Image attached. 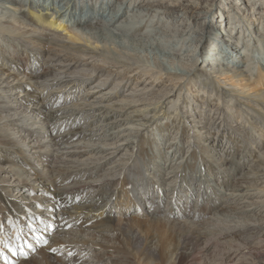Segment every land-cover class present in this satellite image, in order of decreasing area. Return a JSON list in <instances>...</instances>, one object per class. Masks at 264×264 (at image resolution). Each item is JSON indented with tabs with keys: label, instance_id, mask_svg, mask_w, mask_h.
Masks as SVG:
<instances>
[{
	"label": "bare ground",
	"instance_id": "bare-ground-1",
	"mask_svg": "<svg viewBox=\"0 0 264 264\" xmlns=\"http://www.w3.org/2000/svg\"><path fill=\"white\" fill-rule=\"evenodd\" d=\"M3 1H8L20 9L28 7L32 16L30 21L41 26L45 32L38 33L36 30L21 29L15 23L8 21L9 16L0 10V36L17 40L31 52L46 57L53 66L47 76L45 74L29 76L35 85L45 90L39 94L41 105L39 101L33 100L34 109L32 108L30 112L21 109L25 107L28 98L26 96L18 98L13 95L16 90L24 87V84L21 82L12 83L8 78L13 74L7 78L0 74V147L12 149V153L19 156L21 161L32 169V174L35 176L31 185L27 179L18 177L15 190L23 192L26 187H31L32 194L37 188L49 193L53 200V203L49 205V209L52 211L63 209L64 212H67L69 219L71 212L67 207L79 208L87 215H94L96 212L102 215L101 211L108 210L110 207L109 200L114 205L119 204L116 201L117 192L112 188L114 182L121 185L120 188L128 198L130 190L132 192L130 198L134 200L133 202L138 203V209L145 210L142 208L143 204L146 205L145 195L139 192L136 194L134 189H130L129 186L131 183L135 188V184L140 182L139 179L142 180V186H150L149 180L146 181L144 177L145 164L137 153V143L126 138L125 134L118 132L115 140L108 143V146L112 147L98 146L97 148L101 150L100 153L103 156L95 157V159L90 157L83 160L89 153L82 152L84 150L78 151L80 146L69 145L77 142L83 135L86 136L85 131H92L90 129L95 121L101 119L107 122L111 118L124 116L122 112H126L124 109L110 108L107 105L106 108L87 99L76 104L81 105V108L69 106L67 104L73 98H68V94L64 96L57 91L60 88L66 89L69 84L73 88L88 85L92 89L111 85L109 91L105 92L110 95L109 98L113 94L121 92L125 94L128 91L129 104L140 102L143 106L142 111L157 107L180 84L185 89L184 96L180 91L174 105L181 98L185 101L183 105H188L192 99L189 94L196 90L207 92L208 95L218 99L210 116L203 123L206 131L217 128L219 123H223V126L225 125L230 131L245 132V127L250 131L252 129L255 131L260 126L264 128V83L260 89L255 88L253 91L248 89L249 82L255 75L253 64L257 60H260L261 65L257 75L261 76L259 80L263 79L264 81V14H262V20L259 18L255 20V17L242 19L249 21L245 22L249 32L252 31L250 27L254 25V28L257 27L243 40L241 35H244L245 32L240 30V26L235 24L230 27V33L235 30V35L239 34V36L236 39L238 42L229 43L228 41L227 44L230 45L228 51L225 48L226 40H219V42L213 43V49L206 48V52L210 50L209 55L201 57L199 48L204 37L203 25L192 27V23H189L188 20L204 19L202 23L207 22L210 10L206 12L205 16L201 15L205 0H119L117 2L115 0H0V2ZM250 2L251 0H248V3ZM241 8L245 9V7ZM261 8H264V3L258 0H255L251 5L254 13H257V10ZM185 13L187 19L183 22L184 24L174 27L177 19ZM158 17H160L159 21L156 20ZM169 18H172V22L167 26L166 22L169 21ZM71 24L76 25L77 28L75 32L67 31L69 42L58 39L54 32L49 30L65 31L69 27L75 28ZM212 27H214L213 24ZM142 29L144 31L147 29L152 33L151 37H144ZM220 33L230 37L226 27ZM85 35L87 41L93 44L92 47L79 43L82 36ZM229 40L231 41L233 38ZM240 45H245V48H243L240 57H236V49ZM61 51L67 52L73 58L62 57L59 53ZM94 62H98L100 65L96 66L93 64ZM7 63L10 64L11 70H15L13 73L18 71V67L15 68V63L12 60ZM126 73H130V75L127 76ZM222 76L233 82L229 83L226 79L221 78ZM235 80H245V83H236ZM63 102L64 108L57 105L63 104ZM116 103L122 104V100ZM48 107L51 112L46 117V123L42 127H34L36 123L33 118L44 113ZM104 108H106L104 114L102 113L101 116L96 114V111H101ZM182 108L184 109L181 111L183 116L197 118L198 115L191 106ZM111 111L114 113H110ZM126 116L132 119L130 114H126ZM90 117H95L91 123H89ZM129 117H125L124 120L127 121ZM73 119L78 123V127L72 129L70 135L59 134L60 132L56 131L57 122H67ZM144 119L146 122L151 120L147 116ZM230 122L229 126L227 123ZM112 123H116V121ZM134 129L132 135H137L139 129ZM260 135L263 137L264 134L260 133ZM255 143L261 154L258 153L253 168L251 167L245 174L246 176L242 178L243 180L235 191L246 192L248 187L252 190L251 184L254 185L253 181L255 180H261V183H264V141L258 139ZM54 151L57 152L56 155L53 154ZM125 154H129L126 159L124 158ZM102 160H105V164L112 163L113 165L105 167ZM2 171L3 168L0 167V184L4 183L2 181L7 178V173L4 174ZM9 172H14V169L11 168ZM98 179H102V181ZM160 187L156 186L155 190L158 197L162 196L168 199L164 210H162V206L156 204L155 213L162 210L167 220L157 221L153 218L149 220L151 224L157 226L159 234L157 249L145 245L143 250L146 255L160 257L163 263L167 262L168 264H183L184 260L190 261L189 264H210L205 259L199 262L195 260V253L199 245L204 244V248L207 250L213 247L218 250L222 248L223 251H220L225 256L234 249L238 250L233 246V243L240 242L246 249L248 248L247 255H250L253 260L264 257V251H253L254 248L249 243L255 244L254 237H249L251 233L264 232V221L252 222L251 217L246 219L236 214L242 211L250 212L252 209H243L242 206L235 207L234 214H226L224 220L219 222L221 215L217 216L218 219H214V217H207L210 213L201 209L199 214V212L178 208L177 202L183 195L181 190H177L174 197L171 198L163 194ZM151 192H154V189ZM235 195V193H231L230 200L239 201L240 198L236 199ZM148 196L153 200V193H149ZM35 200L37 202V199ZM123 207L124 205L117 206L120 209ZM253 209L255 213L262 210L259 206ZM1 213L0 211V220ZM34 216L42 222L38 225H44V220L38 212L30 211L26 218L31 219ZM182 217L187 219L183 222L177 220ZM23 218L24 216L19 217V221L23 222ZM13 219L14 217L9 221ZM46 220L51 227L53 225L51 219L46 217ZM163 224L168 229L164 228ZM15 226L16 224H14L13 231H15ZM33 229L31 228L33 231L30 234L31 237L37 234V230ZM122 230L127 233L130 242L137 245V251L140 254L141 246L144 243H142L139 234L129 227H123ZM20 235H17V240L19 237L21 239L17 243L23 244L22 241H28V239L23 240V236ZM1 238L0 234V240ZM176 238H179L178 246L175 244ZM33 240L35 241L37 238ZM72 241L66 236L64 240H61L60 247H65L63 252L73 260L79 253L82 256V259H79V264H86L85 261L100 260L97 259V250L102 253L110 250L102 244L95 249L93 245L89 246L83 240ZM28 244L30 245L29 242ZM172 246L174 248L171 250ZM3 249L0 243V257L4 255L1 252ZM84 258L88 260L83 261ZM223 259L214 260L212 263L226 264Z\"/></svg>",
	"mask_w": 264,
	"mask_h": 264
},
{
	"label": "rangeland",
	"instance_id": "rangeland-1",
	"mask_svg": "<svg viewBox=\"0 0 264 264\" xmlns=\"http://www.w3.org/2000/svg\"><path fill=\"white\" fill-rule=\"evenodd\" d=\"M117 1L119 0H115V2ZM258 1L264 3V0ZM3 2H0V10L9 16V18H7L8 21L15 23L21 29L36 30L38 33L45 32L41 26L30 21L32 16L30 15V9L28 7L20 9L18 6L8 1ZM254 2L255 0H251L250 3H248V0H205L201 15L205 16L206 12L210 10L207 15V22L202 23L204 19L196 21L188 20L189 23H192V27L203 25L204 37L199 48L201 57L210 54V50L206 52V48L213 49L214 42L226 40L225 48H227V51L230 48V45L227 44L228 41L229 43L238 42L236 39L239 34L235 35V30L230 33L231 26L238 24L240 30L243 31V33L245 32L244 35H241L242 40L244 37L246 38L249 33H253L255 29H257V27L254 28V25L250 27L252 31L249 32L245 23L249 21L242 20L244 17H255V20L256 18L262 20L264 8L254 13L251 9V5L254 4ZM185 5L190 6L189 4ZM241 7H245V9ZM185 16L186 13L178 18L174 27L184 24L183 22L187 19ZM156 20L159 21L160 17ZM170 22H172V18H169V21L167 20L166 25H170ZM212 24L214 27H212ZM72 26L75 28L69 27V29L65 31L49 30H52L55 37L58 39L69 42V34H67V31L75 32L77 28L76 25ZM225 27L229 30L230 37L220 33L222 30H225ZM142 33L144 37L147 38H150L152 35L147 29H145V31L142 29ZM230 38H233L235 41H230ZM241 42L243 43V41ZM79 43L89 47L93 45L87 41L86 35L82 36V40ZM243 48H245V45H240L239 48L236 49V57H240V54L243 53ZM59 53L64 58L70 57L65 51ZM10 60L15 63V68L18 67L17 72L13 73L15 70H11L10 64L7 63ZM93 64L96 66L100 65L98 62H94ZM52 66V63H50L46 57L44 58L31 52L30 49L20 44L17 40L0 36V74L4 78L13 74L8 78L12 83L21 82L24 84V87L13 93V95L18 98L24 96L28 98L25 102V107L21 109L30 112L32 108L34 109L33 100L42 103L39 94L41 91L45 92V90L35 85L29 79V76L32 74L40 76L45 74L47 76ZM253 66L255 75L253 79L250 80L251 82H249L250 87L248 86V89L252 91L255 88L260 89L264 83L263 79L259 80L261 76L257 75V71L261 67L260 60H257ZM126 74L127 76L130 75V73ZM221 78L226 79L229 83L233 82L225 76ZM254 79L256 80L252 81ZM259 81L261 82L259 83ZM235 82L242 84L245 83V80H235ZM71 86L72 85L69 84L66 86V89H57V91L64 96L68 94V98H73L68 102L67 105L69 106L81 108V105L76 104L87 99L100 106L106 107L107 105V107L109 106L110 108L115 107L116 109H124L126 111L122 112L124 116L120 118H111L107 122L101 119V121H95L93 127L90 129L92 131H85L84 134H86V136L83 135L77 142H73L69 145L80 146L78 151L84 150L82 152H88L89 154L83 159L86 160L90 157L95 159V157L100 158L101 155L103 156V154L100 153L101 150L97 147H112L108 146V143L115 140L118 132L125 134L126 138H130L137 143V153L145 164L144 177L146 181L149 180L150 188L142 186V180L140 179V182L135 184L136 189L133 188L134 186L131 185V183L129 188L134 189L136 194L139 192L145 195L146 205L141 202V204H143L142 208H145V210L138 209V203L133 202L134 200L130 198V194H132L130 190L128 198L127 194L120 188L121 185L114 182L112 188L117 192L116 201L119 203L118 205H114V203L109 200L108 205L110 207L108 210L103 209L101 211L102 215H100L99 212H96L94 215H87L81 212L79 208L71 209V207H67L71 212V217L69 219L67 212H64L63 209H58L56 211L49 209V205L53 203L49 193L40 191L37 188L32 194L31 187H26L23 192L15 190L18 177L21 176L23 179H27L31 185L35 180V176L32 174V169L23 163L19 156L12 153V149L0 147V167L3 168L2 172L4 174L7 173L5 181L1 179L4 183L0 184V208H3L0 209L2 212V218L0 220V234L2 238L0 243L4 248L1 252L9 257L10 264H79V259H82L79 253V256L77 254L75 255L77 259L75 258L73 260L72 257L68 258L66 253L63 252L65 247H60L62 245L61 240H64L66 236L71 241L73 240L72 242L83 240L89 246L93 245L95 249L101 244L110 249L109 251L102 250L103 253L97 250V259H100L98 261H85L88 259L84 258L83 261H85L86 264H168L167 262L163 263L160 257H149L145 254V250H143L145 245H150V247L155 250L158 245L159 230L157 226L151 224L149 220L152 218L157 221L167 220L162 210L166 208L168 198L162 196L158 197L157 191H155L156 186H161L160 188L163 194L171 198L174 197L177 190H181L183 195H181V200L177 202L178 208H183L187 211L191 210L196 213L201 209L206 213H210L207 217H214V219H218L219 217L217 216L221 215V219L219 218L218 220L219 222L224 220L226 214H234L235 207L239 206H242L243 209L252 210L250 212L242 211L236 213L238 216L245 217L246 219L251 217L253 219L252 222L264 221V183H261V180H255L253 181L254 185L251 184V187H253L252 190L248 187L246 192L235 191L243 180L242 178L246 176L245 174L251 167L253 168V163L257 159L256 156L260 152L255 141L258 139L264 141V135L263 137L260 135V133L264 134V128L259 124H257L260 126L259 129L256 128L255 131H253V129L250 131L247 127H245V132L230 131L225 125L223 126V123H219L217 128H214L212 131H206V128L203 127V123L210 116L212 108L217 104L218 99L210 94L208 95L207 92L204 93L196 90L189 94V96H192V99L189 101L188 105H183L185 102L183 98L174 105L179 92L182 91V95L185 92V89H183V86H180V84L176 87L175 91H173L169 97H166L163 102H160L157 107L154 106L152 109L144 111H142L143 106L140 102L129 104L130 97L127 95L129 93L128 91L125 94L124 92L113 94L112 97L109 98L110 95L105 92L109 91L111 85L96 89L89 88L90 86L88 85H82L77 88ZM101 100L103 102H100ZM120 100H122V104L118 105L116 102ZM57 105L64 108V102L63 104ZM190 106L195 110L196 115H198L196 119H193V116H183L184 114L181 112L184 110L182 107L190 108ZM106 108L101 111H96V114H100L99 116H101L102 113L104 114ZM155 109L156 111H153ZM49 110L50 108L48 107L44 113L33 118V121L36 123L34 127H42V125L46 123V117H48L51 112ZM138 110H141V112ZM110 113H114V111ZM193 113L194 111L192 114ZM126 114H130L132 119L126 116ZM146 116L151 118V120L146 122L144 119ZM125 117H129V119L126 121L124 120ZM94 119L95 117H90L89 123ZM114 121H116V123H112ZM238 123H240L239 120ZM227 124L230 126L231 122ZM77 127L78 123L74 119L68 120L67 122H57L56 131H59V134L70 135L72 129ZM134 128L139 129L137 135H132L135 130ZM44 131L46 132V129ZM53 154L56 155L57 152L54 151ZM259 154H261V152ZM128 156L129 154H125L124 158L126 159ZM102 162L105 167L113 165L112 163L105 164V160H102ZM11 168L14 169V172H9ZM98 180L102 181V179ZM246 185L249 186L250 184ZM153 189L154 192H151ZM149 193H153V200L152 197L148 196ZM231 193H235L236 199L240 198L239 201L230 200ZM245 193L248 196H246ZM35 199H37V202ZM156 204L163 207L162 210H158V213H155L156 209L154 207H156ZM77 205L80 206L78 203ZM121 205H124L122 209L117 208V206L119 207ZM256 206L261 207L262 210L255 213L253 208ZM30 211L38 212L44 220V225H38V223L42 222L35 216L31 219H27L26 216H28ZM124 213H126V215H124ZM22 216H24L23 222L19 221V217L21 218ZM9 217H14V219L9 221ZM46 217L51 219V223H53L51 227H49L50 224L47 223ZM186 219V217H182L177 220L183 222ZM31 223L33 224L32 226ZM14 224H16L15 231L12 230ZM123 227L132 228V230L137 232L141 237L142 243L144 244H141L142 249H140V254L137 251V245L130 242L127 233L122 230ZM163 227L168 229L165 224H163ZM31 228L32 230H34L33 228L37 230V234L33 237L30 236L33 232ZM18 234L23 236V240L28 239V241H22L23 244L17 243V241L21 240L20 237L19 240H17ZM36 236L40 239L34 241L33 239H35ZM251 236H253L255 240V244L253 245L249 242L254 248L253 251L263 252L264 232H253L249 235V237ZM44 240H48L49 243L45 245ZM4 242L10 243L11 246L16 249L15 255L8 251L4 246ZM178 243L179 238H176L175 244L177 245ZM53 244L54 246H52ZM233 246L238 248V250L234 249L224 256L222 248L218 250L213 247L208 249V251L204 248V244H201L196 250L195 260L199 262L205 259L206 262L213 264L212 262L214 260L224 258L223 260L226 264H264V257L253 260L250 255H247L248 248L246 249L242 243L235 242ZM173 248L172 246L171 250ZM21 250H23L26 255H21ZM189 262L190 261L184 260L183 264H189ZM0 264H5L2 255L0 257Z\"/></svg>",
	"mask_w": 264,
	"mask_h": 264
},
{
	"label": "snow or ice",
	"instance_id": "snow-or-ice-1",
	"mask_svg": "<svg viewBox=\"0 0 264 264\" xmlns=\"http://www.w3.org/2000/svg\"><path fill=\"white\" fill-rule=\"evenodd\" d=\"M36 238L40 239L39 237H36ZM48 243H49L48 240H44V244L45 245H47ZM4 246L8 249L9 252H12L14 255L16 254V249L14 247H12L10 243L4 242ZM20 254L21 255H26V253H24L23 250H21ZM2 258L4 259L5 264H10L8 256H2Z\"/></svg>",
	"mask_w": 264,
	"mask_h": 264
}]
</instances>
